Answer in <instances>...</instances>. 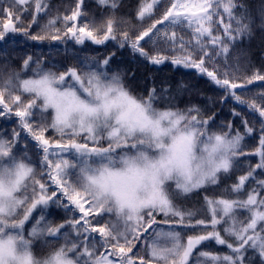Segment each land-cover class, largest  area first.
Segmentation results:
<instances>
[{
	"label": "snow or ice",
	"instance_id": "1",
	"mask_svg": "<svg viewBox=\"0 0 264 264\" xmlns=\"http://www.w3.org/2000/svg\"><path fill=\"white\" fill-rule=\"evenodd\" d=\"M96 2L112 14L81 23L84 0H76L32 34L48 15L47 0H0V42L15 34L78 46L113 41L150 64L195 69L223 91L221 102L231 98L258 116L257 142L245 150L256 133L247 119L243 131L232 120L213 131L216 114L198 105L158 107L168 89L133 95L109 71L115 52L57 70L29 55L20 71L0 72V118L16 121L10 135L0 132V264H264V91L251 100L240 94L264 74L241 80L229 63L251 21L236 13V0H167L162 15L133 36L119 30L128 21L117 20V0ZM161 3L140 0L137 21L151 19ZM233 171L240 174L226 195H205L200 210L178 202ZM50 206L71 215L55 222ZM209 241L228 252L202 250Z\"/></svg>",
	"mask_w": 264,
	"mask_h": 264
},
{
	"label": "rangeland",
	"instance_id": "2",
	"mask_svg": "<svg viewBox=\"0 0 264 264\" xmlns=\"http://www.w3.org/2000/svg\"><path fill=\"white\" fill-rule=\"evenodd\" d=\"M248 6L245 11L246 20L245 22L251 21V31L249 34H245L246 40L254 46L258 51L257 57L260 58L261 64L250 71L249 68H243L234 58L231 59L229 56V63L232 70L236 72V75H240L241 80L245 76H251L254 72L264 74V0H247ZM8 0H4L7 3ZM49 4L48 15L44 16L41 14L40 21L37 25L33 26L30 30L32 34L40 32V27L50 17L56 16L58 13L63 14L65 12H71L74 8V0H47ZM118 7L114 10L115 16L118 21L123 19L128 21L127 24L120 23L118 25L120 31L130 30L133 36L138 34L143 28L148 27L153 20L158 19L163 11L166 9V0H163L161 4V12L159 16L150 20H145L140 23L136 19V12L140 0H117ZM83 10L85 15L81 18V23L84 21H90L93 18L99 22L102 18H106L112 14V10L109 7H101L97 4L96 0H84ZM31 19V14H25L22 27H27L28 21ZM62 27V25H57ZM42 34V33H41ZM146 48H150L151 44H146ZM232 50L235 51L231 47ZM231 51V50H230ZM239 54H242V48L238 49ZM115 52V56L111 60L110 73H118L121 75L124 83L129 87V90L133 95L136 96H147L150 89L156 88L159 92L161 89H168L167 95L162 99L157 100V106L163 108L167 102L180 109H184L189 105H198L206 115L215 113V125L213 131H219V126L222 122L227 123L229 120L234 121L236 128H240L241 119H247L249 124L256 129L255 136H249L244 141V148L246 151H251L259 135L260 125L258 123V116H254L253 113L249 112L246 107H242L234 103V108L242 113V116L237 118L231 115V112L227 111L226 108L220 105L219 99L215 94L217 87L213 85L207 77L199 75L194 69H185L183 67H175L173 65H167L164 63L162 67H156L153 65H147V63L138 56L135 55L132 50L124 47L117 48L111 41H109L103 48L92 45L90 42L84 46H78L73 41L68 40L63 44H52L49 42H34L27 39L25 36L20 34L9 35L6 41L0 42V72L5 76L8 73L18 72L21 70L23 59L31 55L33 60L43 61L45 69H62L68 66H77L78 61H83L86 58H99L102 59L108 56L110 53ZM6 53V55H3ZM238 54V55H239ZM34 66V65H33ZM183 86V87H181ZM16 127L15 118H0V132L10 135L12 129ZM49 135L53 133L49 132ZM24 139H27L25 137ZM29 143H34L29 141ZM23 143L18 146L20 149L23 148ZM253 164L256 163V157H248ZM241 163L245 164L244 158L241 159ZM240 172L233 171L230 175L224 174L221 176L220 182L216 186H208L205 189L198 190L186 198H180L179 203L187 208L194 211H198L203 207L204 196L219 197L226 195L224 188L230 186L236 179V176ZM47 215L50 219L55 222H62L71 213H65L63 209H58L55 206H50ZM204 213L200 212V217H203ZM243 218V216H241ZM163 219V217H158ZM31 224H26V229L30 228ZM158 228L167 229L168 225L159 224ZM177 230H181L180 227L176 226ZM192 234V233H188ZM52 239V238H49ZM43 245V241L37 240L34 244V248L40 251ZM202 250H209L214 253L224 254L228 252L225 246L216 245L214 241L205 242ZM251 255V253H249ZM259 264V261H256Z\"/></svg>",
	"mask_w": 264,
	"mask_h": 264
},
{
	"label": "trees",
	"instance_id": "3",
	"mask_svg": "<svg viewBox=\"0 0 264 264\" xmlns=\"http://www.w3.org/2000/svg\"><path fill=\"white\" fill-rule=\"evenodd\" d=\"M167 3V0H166ZM237 8L236 13H245L248 6L247 0H236ZM163 4V0L162 3ZM161 5L154 11V15L151 17H155V15L159 16V13L161 12ZM147 21L150 19H146ZM186 38H189L187 33H184ZM50 41V40H45ZM53 42V41H50ZM55 43V42H54ZM115 46L119 47L116 42L113 43ZM120 48V47H119ZM232 48L235 49L230 51V57L231 59L234 58V61L237 62L240 66L243 68H249L250 71L254 70L257 65L261 64L260 58L257 57L258 51L254 48L253 45H251L245 38V35L238 38L233 44ZM242 48V54H239L238 49ZM239 54V55H238ZM141 58V57H140ZM142 61L145 59L141 58ZM168 63V62H167ZM239 77H241L239 75ZM243 80V79H242ZM213 84V83H212ZM214 85V84H213ZM264 91V82L256 81L253 85L248 86V91L244 93H240L245 100H251L255 94H258L259 92ZM215 94L219 99L220 105L223 106L222 110L224 108L227 109V111L232 112V109L234 108V101L231 98H228L224 102H221V98L224 96V93L221 89L217 88L215 90Z\"/></svg>",
	"mask_w": 264,
	"mask_h": 264
},
{
	"label": "flooded vegetation",
	"instance_id": "4",
	"mask_svg": "<svg viewBox=\"0 0 264 264\" xmlns=\"http://www.w3.org/2000/svg\"><path fill=\"white\" fill-rule=\"evenodd\" d=\"M163 66V64H160L159 67Z\"/></svg>",
	"mask_w": 264,
	"mask_h": 264
},
{
	"label": "water",
	"instance_id": "5",
	"mask_svg": "<svg viewBox=\"0 0 264 264\" xmlns=\"http://www.w3.org/2000/svg\"><path fill=\"white\" fill-rule=\"evenodd\" d=\"M148 64H149V65H154V64H150L149 62H148Z\"/></svg>",
	"mask_w": 264,
	"mask_h": 264
}]
</instances>
